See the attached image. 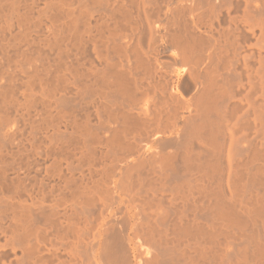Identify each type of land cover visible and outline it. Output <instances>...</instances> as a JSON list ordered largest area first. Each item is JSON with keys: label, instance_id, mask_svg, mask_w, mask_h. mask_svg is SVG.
Listing matches in <instances>:
<instances>
[{"label": "bare ground", "instance_id": "6f19581e", "mask_svg": "<svg viewBox=\"0 0 264 264\" xmlns=\"http://www.w3.org/2000/svg\"><path fill=\"white\" fill-rule=\"evenodd\" d=\"M0 264H264V0H0Z\"/></svg>", "mask_w": 264, "mask_h": 264}]
</instances>
